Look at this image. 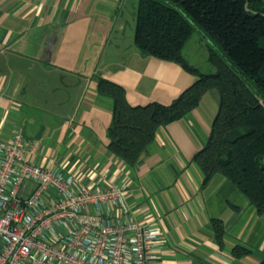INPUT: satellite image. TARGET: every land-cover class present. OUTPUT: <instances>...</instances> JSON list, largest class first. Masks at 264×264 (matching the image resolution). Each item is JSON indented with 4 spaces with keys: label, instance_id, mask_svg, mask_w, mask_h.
Masks as SVG:
<instances>
[{
    "label": "crops",
    "instance_id": "obj_1",
    "mask_svg": "<svg viewBox=\"0 0 264 264\" xmlns=\"http://www.w3.org/2000/svg\"><path fill=\"white\" fill-rule=\"evenodd\" d=\"M135 5L0 0V138L21 127L32 149L28 160L69 166L88 185L103 173L122 183L131 217L161 230L152 264H257L264 256V212L220 173L203 184L192 160L207 141L216 89L159 126L134 166L107 149L112 101L97 93L98 76L123 86L131 105L168 104L196 79L135 48ZM183 55L189 59L184 49ZM211 219L223 223L221 244ZM235 245L249 252L234 257Z\"/></svg>",
    "mask_w": 264,
    "mask_h": 264
},
{
    "label": "trees",
    "instance_id": "obj_2",
    "mask_svg": "<svg viewBox=\"0 0 264 264\" xmlns=\"http://www.w3.org/2000/svg\"><path fill=\"white\" fill-rule=\"evenodd\" d=\"M135 48L143 55L175 62L195 81L170 103L131 105L125 89L98 76L97 93L112 101L107 149L129 166L146 152L155 130L183 117L209 89L218 92V107L203 147L192 160L205 184L220 173L264 212V0H136ZM247 2L246 10L245 3ZM198 27L211 41L204 72L183 55ZM222 243L223 223L211 219ZM249 252L235 245L232 255ZM257 264H264V256Z\"/></svg>",
    "mask_w": 264,
    "mask_h": 264
},
{
    "label": "built area",
    "instance_id": "obj_3",
    "mask_svg": "<svg viewBox=\"0 0 264 264\" xmlns=\"http://www.w3.org/2000/svg\"><path fill=\"white\" fill-rule=\"evenodd\" d=\"M30 151L21 127L0 138V264H152L161 230L131 217L122 183H82Z\"/></svg>",
    "mask_w": 264,
    "mask_h": 264
},
{
    "label": "rangeland",
    "instance_id": "obj_4",
    "mask_svg": "<svg viewBox=\"0 0 264 264\" xmlns=\"http://www.w3.org/2000/svg\"><path fill=\"white\" fill-rule=\"evenodd\" d=\"M198 32L199 31L195 28L192 38L189 39L185 45L184 53L192 61H188L189 59H187L190 64L196 66L201 71L211 72L213 71V67L207 61V55L208 46H211L212 44L207 39L200 37L201 33ZM33 187V183L27 181L25 183L23 195H27L33 189Z\"/></svg>",
    "mask_w": 264,
    "mask_h": 264
},
{
    "label": "water",
    "instance_id": "obj_5",
    "mask_svg": "<svg viewBox=\"0 0 264 264\" xmlns=\"http://www.w3.org/2000/svg\"><path fill=\"white\" fill-rule=\"evenodd\" d=\"M245 7H246V10H248V8H247V2L245 3ZM204 37H205V39H207L208 41H210L204 34H203V32L198 28V27H195ZM210 43H211V41H210Z\"/></svg>",
    "mask_w": 264,
    "mask_h": 264
}]
</instances>
